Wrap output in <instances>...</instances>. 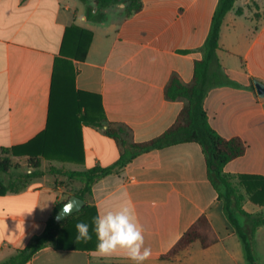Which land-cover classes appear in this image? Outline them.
<instances>
[{"label":"crops","instance_id":"obj_1","mask_svg":"<svg viewBox=\"0 0 264 264\" xmlns=\"http://www.w3.org/2000/svg\"><path fill=\"white\" fill-rule=\"evenodd\" d=\"M142 3L130 17L121 2L92 20L87 9L95 7L93 0H0V159L13 165L0 171V264H10L44 232L55 206L74 194L66 185L82 188L63 172L107 168L121 158L125 165L116 172L84 184L83 200L96 215L124 205L134 209L152 249L145 264H247L224 213L222 188L210 180L207 155L191 131L146 151L131 149L162 136L186 105L166 99L165 89L173 76L191 82L218 0ZM219 47L229 82L211 87L203 107L212 130L244 143L245 153L223 174L243 196V211L264 216V205L251 201L239 179L264 178V97L255 88V82L264 84V0L235 1ZM85 113L104 117L102 127L81 123ZM107 127L122 130L120 139L106 135ZM30 141V151L40 154L37 170L27 157L4 151ZM201 217L217 242L202 248L196 241L162 261ZM255 240L264 245V227ZM24 264L132 261L122 252L101 257L96 250L46 246Z\"/></svg>","mask_w":264,"mask_h":264},{"label":"trees","instance_id":"obj_2","mask_svg":"<svg viewBox=\"0 0 264 264\" xmlns=\"http://www.w3.org/2000/svg\"><path fill=\"white\" fill-rule=\"evenodd\" d=\"M86 1V0H80ZM95 7H88L87 18L92 20H100L102 18L101 10L116 5L121 0H93ZM124 13L126 17H130L143 7V0H124ZM236 0H218L217 7L211 20V26L205 43L202 47L203 57L194 63L193 78L189 84H184L181 80L173 76L166 89L165 97L170 101L184 99L186 105L177 116L174 124L159 138L142 144H131L133 154L146 151L159 146L163 141L176 139L183 131L192 132L194 140L201 145L207 155V168L210 180L221 186L222 191L219 195L224 204V213L228 221L234 226L236 234L243 246L244 255L247 264H258L255 259L254 239L255 233L259 227H264V216L249 215L245 213L241 207L243 196L239 194L236 188L228 181L223 174L224 166L245 153L246 147L241 139H226L218 135L208 124L206 112L203 107L204 98L207 91L217 85L228 84L229 79L222 69L217 51L219 47L220 30L223 21L228 12L234 6ZM96 9V12H94ZM83 96L85 94L79 93ZM81 123H86L93 127L100 128L104 123V117L99 118L84 114L79 117ZM122 130L107 127L105 134L116 140L121 137ZM35 141V140H34ZM34 141L26 144L13 146L4 149L6 153L13 157H27L28 167L37 170L39 168L40 154L31 152L30 147ZM11 160L9 158L0 159V171L7 173L10 169ZM123 158L116 164L107 167H93L91 169L76 172L66 171L63 175L69 180L77 181L82 184L80 190L73 193L82 198L84 184H93L103 177L116 172L124 166ZM61 173V172H59ZM32 175L25 174L21 177L29 179ZM240 184L250 195L252 202L264 205V178L258 176H240ZM26 182H24L25 184ZM64 202L57 204L46 222L44 232L35 237L26 248L19 251L18 254L11 258L10 264H24L29 258L46 246H53L56 249L63 250H96V236L92 232V220L97 216L92 208L87 204L77 213L57 222L55 217L62 208ZM237 218H242L243 223L239 224ZM77 222H85L90 225V233L92 240L90 242H76L77 231L75 225ZM198 241L202 248H208L217 242V238L212 232L208 221L205 217H201L194 223L173 246V248L161 260H168L179 252L186 249L192 243Z\"/></svg>","mask_w":264,"mask_h":264},{"label":"clouds","instance_id":"obj_3","mask_svg":"<svg viewBox=\"0 0 264 264\" xmlns=\"http://www.w3.org/2000/svg\"><path fill=\"white\" fill-rule=\"evenodd\" d=\"M72 208L71 203L65 205L64 213H70ZM75 228L76 242L92 240L88 223L77 222ZM92 232L96 236V252L101 257L122 252L132 264H145L152 255L151 247L145 244L144 228L138 222L134 209L128 205L95 216Z\"/></svg>","mask_w":264,"mask_h":264},{"label":"water","instance_id":"obj_4","mask_svg":"<svg viewBox=\"0 0 264 264\" xmlns=\"http://www.w3.org/2000/svg\"><path fill=\"white\" fill-rule=\"evenodd\" d=\"M255 88L257 91V94L260 97H264V84H261L260 82H255ZM71 203L73 205L72 211L70 213H64V206ZM85 205V201L76 196L75 194L71 195L68 200H66V202H64L62 208L59 210V212L57 213L55 220L57 222H60L61 220L79 212Z\"/></svg>","mask_w":264,"mask_h":264},{"label":"rangeland","instance_id":"obj_5","mask_svg":"<svg viewBox=\"0 0 264 264\" xmlns=\"http://www.w3.org/2000/svg\"><path fill=\"white\" fill-rule=\"evenodd\" d=\"M121 2L124 4L125 1L121 0ZM10 168H13L12 163L10 164ZM66 190L67 192H72V193L73 191H75L74 187L70 185H66ZM254 250H255V259L264 261V245H262L259 241L256 242L255 239H254Z\"/></svg>","mask_w":264,"mask_h":264}]
</instances>
